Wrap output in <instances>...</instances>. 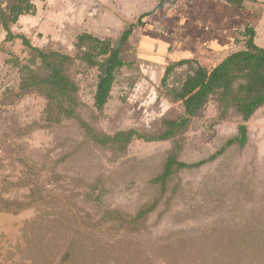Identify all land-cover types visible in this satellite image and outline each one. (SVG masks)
<instances>
[{
  "label": "rangeland",
  "instance_id": "obj_1",
  "mask_svg": "<svg viewBox=\"0 0 264 264\" xmlns=\"http://www.w3.org/2000/svg\"><path fill=\"white\" fill-rule=\"evenodd\" d=\"M33 1L46 20L54 10L50 1ZM74 3L97 18V29L87 31L111 36L120 47L121 65L101 107L96 93L105 67L77 58L68 68L79 85L83 119L104 134L156 130L164 117L183 113L168 90L191 69L177 65L168 74L172 62L192 58L213 68L245 48L240 33L251 21L264 47L261 0L245 8L214 0H74L67 3L71 11ZM59 19L48 31L24 24L14 32L40 48L75 56L79 31L67 25L75 16ZM29 58L21 38L7 41L0 32V99L19 91L23 73L15 62ZM44 106L36 93L0 102V206L1 199L35 200L20 211H0V264H264V106L247 120L232 111L221 119L211 98L185 133L179 160L188 166L164 191L155 179L172 139L135 138L120 152L91 140L76 119L29 130ZM33 180L36 193L27 185ZM153 203L138 229L99 222L107 211L135 215Z\"/></svg>",
  "mask_w": 264,
  "mask_h": 264
},
{
  "label": "trees",
  "instance_id": "obj_2",
  "mask_svg": "<svg viewBox=\"0 0 264 264\" xmlns=\"http://www.w3.org/2000/svg\"><path fill=\"white\" fill-rule=\"evenodd\" d=\"M216 1L232 7L246 6V0ZM35 12L36 4L33 0H0V22L7 32L6 40L21 38L30 54L27 63L22 64L18 60L15 62L23 73L19 91L11 92L9 97L4 96L0 99L2 105L7 103L8 98L14 101L29 94H39L45 98V106L41 117L30 125L29 130L53 127L67 118L76 119L91 140L105 147L117 146L120 152L126 151L135 138L146 141L172 139L174 145L168 153L163 171L155 179L163 191L174 175L188 166L179 160L185 133L191 120L203 112L211 98L214 97L218 103L221 119L227 118L232 111L247 120L264 106V47L256 42L257 30L251 21L244 25L240 33L244 38L245 48L232 52L213 68H208L192 58L174 61L168 66V74L177 65L189 64L191 69L180 85H173L168 90V95L173 100L182 103L181 115L164 117L159 128L152 131L131 128L118 131L114 135L104 134L83 119L80 113L82 103L79 85L68 73V68L77 58L90 66L100 65L106 68L109 64L107 73L102 75L99 81L96 93L97 106L101 107L110 97L115 70L121 65L120 47L116 48L111 37L87 31L79 33L75 38V56L35 46L26 34L15 33L13 30V25L18 22L21 15ZM133 26L126 28L121 37L122 41L132 33ZM101 56L106 57L103 63L98 60ZM241 130L242 134H245L246 127L241 126ZM244 140L245 136L242 137V142ZM29 183H32V192L39 191L35 180L27 182V185ZM1 200L4 202L3 206H0V211H20L35 201ZM154 207L155 203L146 204L135 215L119 210L107 211L99 222L116 221L123 228L138 229Z\"/></svg>",
  "mask_w": 264,
  "mask_h": 264
},
{
  "label": "crops",
  "instance_id": "obj_3",
  "mask_svg": "<svg viewBox=\"0 0 264 264\" xmlns=\"http://www.w3.org/2000/svg\"><path fill=\"white\" fill-rule=\"evenodd\" d=\"M48 1H50V6H52L51 9L54 7V10L48 11V14H47L48 18L46 20H44L41 16L42 12H40L41 11L40 5L36 4L35 14L21 15L17 24H15V25L16 26L24 25V24L25 25H27V24L40 25L41 26L40 30H46L47 29V31H48L50 28V25H54L53 24V22H55L54 20H56L55 23H57L59 25L61 22V20L59 18H62V17L64 18V16H66V17L67 16H75L74 23L71 22V20H69V22H67L68 27H72L71 29H74V30L76 29L79 31V33L83 32V31H87V29H97L96 28V25L98 24V21H96L97 18L91 12H87V10L84 7H81L82 4L79 6H76V4L74 3L73 7L75 9L73 11H71L67 7L68 6L67 3L70 1L74 2V0H48ZM214 1H216V0H214ZM261 1H264V0H261ZM247 2H250V0H246L245 5ZM171 3H172V0H170V4ZM206 3L207 2H204L205 6L207 5ZM157 8H161V7L158 6V7L154 8L152 11H147V12L142 13L139 16V19H138L139 22L141 21V19L143 20L144 18L149 17V15L152 14L154 11H156ZM49 12L52 14H56L59 17H57L56 19H53L54 17L52 18L50 16ZM211 12L212 11H209L208 13H211ZM100 14H101V16H103L104 12L102 11ZM90 15H92V16L89 17ZM111 21H114V20H111ZM69 23H72V24L70 25ZM168 23H170V25L172 26V21L168 20ZM15 25H13V30L15 29L14 28ZM108 29L111 31L114 30L113 27H110V26L108 27ZM0 32L2 33L3 38L5 37V39H6L7 32L5 31L1 22H0ZM87 32H90V31H87ZM91 33H97V32L92 31ZM98 34H100V33H98ZM100 35H104V34L101 33ZM108 37H111V36H108ZM256 38H257V36H256ZM163 43H165V42H163Z\"/></svg>",
  "mask_w": 264,
  "mask_h": 264
},
{
  "label": "water",
  "instance_id": "obj_4",
  "mask_svg": "<svg viewBox=\"0 0 264 264\" xmlns=\"http://www.w3.org/2000/svg\"><path fill=\"white\" fill-rule=\"evenodd\" d=\"M108 69H109V64H107V65H106V68H105V73H104V75L107 73Z\"/></svg>",
  "mask_w": 264,
  "mask_h": 264
}]
</instances>
